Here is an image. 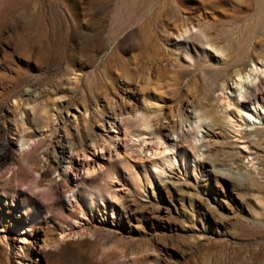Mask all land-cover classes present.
Instances as JSON below:
<instances>
[{
  "label": "rangeland",
  "instance_id": "rangeland-1",
  "mask_svg": "<svg viewBox=\"0 0 264 264\" xmlns=\"http://www.w3.org/2000/svg\"><path fill=\"white\" fill-rule=\"evenodd\" d=\"M197 28L212 48L176 37ZM236 70L264 78V0H0V264H264V110L226 113ZM119 115L141 188L58 167ZM158 142L194 162L143 173Z\"/></svg>",
  "mask_w": 264,
  "mask_h": 264
},
{
  "label": "bare ground",
  "instance_id": "bare-ground-1",
  "mask_svg": "<svg viewBox=\"0 0 264 264\" xmlns=\"http://www.w3.org/2000/svg\"><path fill=\"white\" fill-rule=\"evenodd\" d=\"M188 33H189V30H184L183 29L182 32H179L176 35V37L179 38V39L183 38L184 41H187L189 39L192 40V38L193 39L196 38L197 41L200 40L199 42L202 45L204 44V45L210 46V40H209V37H208L210 34L206 35L199 28L196 29L195 33H190V34H188ZM186 34H188V35H186ZM210 48H212V47L210 46ZM217 48H219V47H217ZM212 50H214V53L215 52L216 53L219 52L220 55L223 56V52L222 51L220 52L219 50H216L214 47H213ZM238 52H240V51H236L234 53V55L228 56V57H227V55H225L226 58H228V59L223 61L220 64L223 65V66H227L228 64L230 65V62H234V61H240L241 62L242 60H240V57L238 56ZM247 53L244 52V55L247 54ZM182 54L184 55V58H186L185 60H189V59H187L189 57L188 52H183ZM245 57H246V55H245ZM242 58H244V57H242ZM234 63H236V62H234ZM252 65H254L253 62H252ZM237 66L238 65H236V67ZM191 71H193V69ZM239 71L236 70L234 72L236 77H235V80H233L234 82L231 83V85H228L227 83H225V80L222 79L223 81L221 82L220 87H221V89L223 91L221 90V92L229 90V93L228 94L226 92L225 93H220V95L222 94L223 96H225V94H226V96L223 98L225 100L224 104L226 105L224 108H226V107L230 108L231 107L230 109H228V112H226V113L232 114V115H240V117L242 116V114H246V115L248 114V115L251 116L252 115V111H254V106L255 105H257V106L260 105L261 109L264 110V94L258 93L260 87L264 84V78L263 77L251 76V75H249L248 77H246V76L243 77L239 73ZM250 71H251V69H250ZM224 74H225L224 78H226V73H224ZM216 88H219V86L216 87ZM211 92L213 93V90ZM220 97H221V100H222V96H219V98ZM226 109H224V110H226ZM204 114H205V116H209L207 113H204ZM248 115H247V118H249L251 120L252 125H255V122H253L254 118L248 117ZM122 116L123 115L115 116V119H114V121H116L118 126L122 129V131L120 133V136L122 138L119 137V135H116V133H118V132L114 131L115 129H113L112 133H114L115 135H112L108 139L109 141H111L110 143L107 140H103V142H102L103 144L100 145V146H95L94 144H91V146H89L87 152H83V153H80V154L77 153L73 148H71L69 145L66 144L59 151L58 167L63 162L68 163V165L73 163V168H74L73 173L75 172V170L79 169L82 172V174H84L86 176L89 173H92V172H97V173H100V174L103 173V172L104 173H108V170H106V169L107 168H111L109 170L114 169L118 173L122 174V179L124 180L125 186H128L130 188H134V189H136V187H140L141 188L140 176H139L138 170L135 167L129 165L127 162L121 161L119 159V155L116 153L115 150H114V155H111L110 147H111V145L114 144L115 141H119V142L123 143V150L125 152L130 151V147H131L130 144L131 143L133 144V142H134V141L132 142L131 139L128 138L129 130H128V133L126 131V128L128 126L129 118L128 117H127L128 119L127 118H123ZM130 118L134 120L133 121L134 123H139V122L141 123V128H143V130L141 132V129H140L139 130L140 132L139 131H137V132L140 135H145L143 133V131H146L147 128H148L146 117H144L143 115H140V117H138L134 113V115H132ZM209 119L211 120L212 123H217L218 122V120L216 118H214V117L210 116ZM194 124H195L194 128L195 129L198 128L197 123H194ZM130 125H132V124H130ZM118 130H119V128H118ZM134 131L136 133V130H134ZM6 144L7 143L4 142L1 145L0 156H5V154L7 152ZM155 144H157V146H155L154 149H152V150H151V148L147 149L148 152H150V150H151V152L148 155L153 158V159L151 158L152 161L149 162V167L147 168L143 164L140 165L142 172L145 173V174H149V173L150 174L151 173L155 174V173H157V172H159V171H161L163 169L172 167L176 163H178L179 165L181 164L184 167H186L189 163H193L194 162V157H193L194 155L192 154L193 156L191 157L185 151H180L179 152V154H178L179 161H177L176 160V156L173 155L172 152H171V151L175 150L176 146H171V149H170L167 146H163V144L160 143V142L155 143ZM194 154L197 156V154L195 152H194ZM65 168L66 167H64V170H65ZM222 179L223 180H230L229 177H226V176L222 177ZM86 195H87V192L85 193V196ZM5 205H6V207H7V209L9 211H12L14 213H16V211H18V208H19L18 204L16 202L12 201V200L7 201V203H5ZM36 245L38 247L37 253L41 254V253H43L46 250V245L43 242L41 244H36Z\"/></svg>",
  "mask_w": 264,
  "mask_h": 264
}]
</instances>
